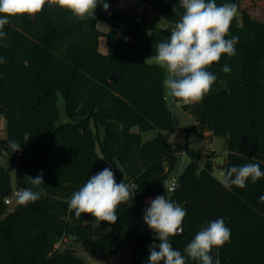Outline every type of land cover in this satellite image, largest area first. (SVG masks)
I'll list each match as a JSON object with an SVG mask.
<instances>
[{"label": "trees", "instance_id": "trees-1", "mask_svg": "<svg viewBox=\"0 0 264 264\" xmlns=\"http://www.w3.org/2000/svg\"><path fill=\"white\" fill-rule=\"evenodd\" d=\"M118 1L100 0L85 20L45 5L34 17L9 18L3 29L0 115L7 123L0 155L14 158L17 179L14 188L11 170L0 164V264H84L77 245L109 255L122 244L131 245L129 264H148L150 246L159 243L144 222V206L149 196H165L182 149L165 137L178 121L165 98V71L148 57L169 40L183 9L179 0H140L146 8L137 20L135 11L117 7ZM242 2L216 0L218 6H237L226 37H238L236 53L207 69L217 79L202 102L179 101L196 117L198 130L227 141L222 172L248 163L264 171V19L252 16ZM101 20L107 30L99 27ZM102 35L105 53L99 50ZM225 65L229 73L223 72ZM59 92L66 101L65 120ZM151 129L157 135L143 140L142 132ZM13 140L22 144L20 151L11 149ZM184 151L190 162L165 196L187 210L183 232L170 237L173 248L185 255L186 264H200L183 250L202 227L222 217L231 241L218 250L221 264H264V177L256 183L249 179L244 189H227L213 174V160L200 168V148L187 145ZM117 161L128 175L125 183L137 186L133 199L118 206L115 224H99L90 214L77 218L68 208L73 193L106 167L116 179ZM40 173L44 184L33 188L29 177ZM26 188L42 191L40 199L27 206L6 203L13 191Z\"/></svg>", "mask_w": 264, "mask_h": 264}, {"label": "clouds", "instance_id": "clouds-1", "mask_svg": "<svg viewBox=\"0 0 264 264\" xmlns=\"http://www.w3.org/2000/svg\"><path fill=\"white\" fill-rule=\"evenodd\" d=\"M100 3V0H0V38L7 35L3 29L9 24V18L34 17L43 11L45 5L58 6L69 11L74 18L85 20L95 14ZM179 3L183 9L180 20L172 28L169 40L156 45V54L150 56L148 62L165 71L163 87L169 96L184 104L199 103L217 79L207 69L218 63L223 55L233 56L236 53L238 37H226L237 14V6L234 3L218 6L216 0H179ZM103 8L107 11L109 4L104 2ZM5 62L0 58V63ZM222 70L224 73L231 71L228 65ZM29 137L25 134V142ZM21 145L10 141L13 152L20 151ZM262 177L264 171L260 165L248 163L221 172L220 183L227 189L232 186L244 189L249 179L256 183ZM29 178L33 188L44 184L43 173ZM125 179L117 183L113 171L106 167L73 193L68 201L69 211H74L77 218L82 214H90L99 224H115L118 206L133 199L137 187L125 183ZM33 188L16 192L19 205L27 206L40 199L42 191H34ZM260 202L264 203V196L260 197ZM186 215L183 207L165 196L159 195L150 200V207L144 210L143 219L159 243L150 246L148 264H186L185 255L170 243V237L183 232L182 224ZM230 241L231 230L221 217L210 222L207 227H202L183 251L188 258L200 261V264H221L218 250ZM213 249H217L215 260Z\"/></svg>", "mask_w": 264, "mask_h": 264}, {"label": "rangeland", "instance_id": "rangeland-1", "mask_svg": "<svg viewBox=\"0 0 264 264\" xmlns=\"http://www.w3.org/2000/svg\"><path fill=\"white\" fill-rule=\"evenodd\" d=\"M243 5L248 11H250L252 16L264 19V0H243ZM117 7L121 9L138 10L140 13L145 10L146 4L140 0H119L116 4ZM148 13L152 18L158 19L160 21V16L154 13L150 8ZM99 27L104 30L108 29V25L104 21L98 22ZM107 42L106 38L102 35L99 40V50L103 53L107 52ZM155 54L151 55L154 56ZM150 56L148 57V59ZM166 78V73H165ZM165 98L168 106L172 109L174 115L177 118V126L174 129L164 131L166 139L174 146L180 147L182 152L174 163V167L171 169L168 179L165 183L164 195L167 196L170 192L169 185L171 181L178 175L179 172L190 162V156L184 151V148L188 145L189 147L200 148L201 149V159L198 163L200 168H203L206 161L211 159L214 162L213 174L220 179V173L222 172V165L227 159L228 146L227 141L221 136H210L197 129V119L193 113L184 109L182 102L174 100L173 97L169 96L164 89ZM57 102L60 110L61 120L67 118L66 115V105L65 99L62 93H58ZM6 118L0 115V138L6 136ZM137 130V127L134 128ZM101 134L104 133L103 127H100ZM158 133L157 129H151L142 132L143 140H148L155 137ZM99 150V146L97 145ZM0 164L8 167L11 171V180L13 187L15 188L17 179V166L14 158L5 153L0 155ZM116 180L118 183L127 179L128 175L119 161L116 162ZM125 179V180H126ZM167 198V197H165ZM12 203L17 204V198L13 191L11 194ZM150 207V204H146L144 209L146 210ZM112 228V227H111ZM154 244V243H152ZM157 244V243H155ZM77 252L83 258L84 264H129L133 258V252L131 245L125 244L120 245L115 248V250L109 255H93L85 251L80 245L76 246ZM158 249V248H157Z\"/></svg>", "mask_w": 264, "mask_h": 264}, {"label": "built area", "instance_id": "built-area-1", "mask_svg": "<svg viewBox=\"0 0 264 264\" xmlns=\"http://www.w3.org/2000/svg\"><path fill=\"white\" fill-rule=\"evenodd\" d=\"M135 11V14H136V19L137 20H139V15H140V12L138 11V10H134ZM176 185H177V180H176V178H174L172 181H171V183H170V185H169V188H170V190H173L175 187H176ZM17 191H19V190H15V194H16V192ZM12 201V199H11V197H7L6 198V203L8 204V203H10Z\"/></svg>", "mask_w": 264, "mask_h": 264}, {"label": "crops", "instance_id": "crops-1", "mask_svg": "<svg viewBox=\"0 0 264 264\" xmlns=\"http://www.w3.org/2000/svg\"><path fill=\"white\" fill-rule=\"evenodd\" d=\"M151 199H153V197H150V196L147 197V199H146V203L150 204V200H151Z\"/></svg>", "mask_w": 264, "mask_h": 264}, {"label": "water", "instance_id": "water-1", "mask_svg": "<svg viewBox=\"0 0 264 264\" xmlns=\"http://www.w3.org/2000/svg\"><path fill=\"white\" fill-rule=\"evenodd\" d=\"M112 79L114 80V79H115V76H112ZM183 208L186 210V204L184 205ZM186 211H187V210H186ZM182 227H183V224H182Z\"/></svg>", "mask_w": 264, "mask_h": 264}]
</instances>
